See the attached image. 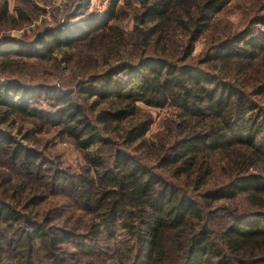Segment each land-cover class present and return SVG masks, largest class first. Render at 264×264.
<instances>
[{
	"label": "trees",
	"instance_id": "16d2710c",
	"mask_svg": "<svg viewBox=\"0 0 264 264\" xmlns=\"http://www.w3.org/2000/svg\"><path fill=\"white\" fill-rule=\"evenodd\" d=\"M232 1L110 0L101 15L74 11L0 43L5 117L59 128L84 163L46 176L50 192L64 184L76 218L28 214L39 186L0 190V264H67L70 248L110 250L116 264H264V0H248L239 27L221 18ZM25 2L10 13L0 0V33L31 24ZM48 64L63 86L10 80L24 69L42 78ZM143 107L173 110L150 139ZM0 155L23 171L45 161L1 130Z\"/></svg>",
	"mask_w": 264,
	"mask_h": 264
},
{
	"label": "rangeland",
	"instance_id": "374dc122",
	"mask_svg": "<svg viewBox=\"0 0 264 264\" xmlns=\"http://www.w3.org/2000/svg\"><path fill=\"white\" fill-rule=\"evenodd\" d=\"M26 5L23 8L26 9V13L31 18V24L24 27L21 30H10L0 33V43L7 40H32L36 35L41 34V32L53 28L59 21L65 19L66 16L71 15L74 11L84 13L85 16H97L103 14L109 4L110 0H26ZM124 0H119L118 4L122 5ZM8 8L10 13H13V8L17 4L18 0H7ZM32 4L34 9H31L29 4ZM248 0H233L229 5L228 10L224 13L221 18L232 26L239 27L244 21V10L248 9ZM78 6L82 8L77 9ZM25 26V25H24ZM130 29L131 23H127ZM204 48V39H200L194 48L193 55H199ZM55 58H60V55L56 52L53 55ZM52 64L47 65V70H38V75H42V78H38L35 73L29 74L26 69L23 72L16 75V77L10 80L22 82L28 86H35L39 84H45L48 86H54L55 84L64 85V81H61L55 77V72L51 70ZM20 67H22L20 65ZM24 68V67H23ZM34 72L33 68L26 67ZM37 68V67H35ZM63 75L67 72L63 71ZM8 77L5 75H0V82H8ZM43 80V81H42ZM59 83H61L59 85ZM37 108L39 110L52 109L49 106L48 100L43 97L38 102ZM144 110L152 117V123L149 131L145 135L147 139L152 138V136L164 131L166 120L169 115L173 114V110L170 107L164 109H147L143 107ZM6 108L4 106L0 107V130L4 136H12L18 143H22L27 148L38 153L45 161L43 162L42 168H40V173L37 167L30 168L29 170H19L17 167L11 168L7 165V161L4 156L0 155V182H3V186H0V190L5 189V184L15 185L20 184L23 187L39 186L40 187V197L43 198V203L37 205L36 208H30L29 212L34 213L35 211L39 214L46 213L53 209L56 211L60 208L67 209V212L78 215L79 212L75 211L73 201L69 198L65 191H61L64 187L63 183L58 184L59 191L50 192L46 188V181L48 174L52 171L65 172L69 174H76L84 167L83 158L79 151L75 148L74 144L62 135L59 128L52 125H45L41 127V124L35 121H23V119L17 117L13 119L11 117H5ZM2 120L3 123H1ZM26 130H30L29 137L24 140L22 136H27L25 134ZM46 171V172H45ZM44 176L41 179H37L38 176ZM45 188V189H44ZM62 210H58L56 213L61 214ZM55 213V214H56ZM73 214V215H74ZM76 218V216L74 215ZM87 219L89 216H87ZM58 220V219H57ZM58 222V221H57ZM10 234V231L7 232ZM68 250V249H67ZM74 248L68 250L71 260H67V264H116V257L109 250H104L102 255L97 258L79 257L74 255ZM74 256H70V255ZM12 256V254L10 255Z\"/></svg>",
	"mask_w": 264,
	"mask_h": 264
}]
</instances>
